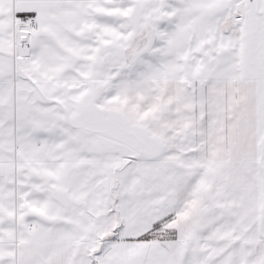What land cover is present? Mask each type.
Listing matches in <instances>:
<instances>
[{
	"label": "snow or ice",
	"instance_id": "snow-or-ice-1",
	"mask_svg": "<svg viewBox=\"0 0 264 264\" xmlns=\"http://www.w3.org/2000/svg\"><path fill=\"white\" fill-rule=\"evenodd\" d=\"M0 264H264V0H0Z\"/></svg>",
	"mask_w": 264,
	"mask_h": 264
}]
</instances>
